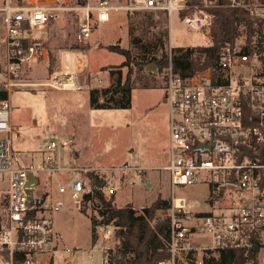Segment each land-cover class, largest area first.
Returning a JSON list of instances; mask_svg holds the SVG:
<instances>
[{
    "label": "built area",
    "instance_id": "2783aa9c",
    "mask_svg": "<svg viewBox=\"0 0 264 264\" xmlns=\"http://www.w3.org/2000/svg\"><path fill=\"white\" fill-rule=\"evenodd\" d=\"M47 1L5 0L1 7L5 64L0 89L6 97L0 99V264L51 261L55 230L47 214L41 215L45 206L40 196L28 204V176L37 178L36 187H44L38 175L63 174L56 182L59 195L82 200L90 192L85 174L94 170L65 165L63 151L72 141L57 136L46 139L36 162L14 161V140L22 137L11 124L10 92L22 85L20 72L40 56L32 31L46 27L49 17L63 10ZM219 8L244 10L264 25V0H88L76 9L83 16L75 40L89 41L93 22L95 27L114 12L130 11L161 12L167 21L175 12L187 31L209 32L212 10ZM258 34L247 42L243 31L239 42L223 45L216 74L206 70L181 77L169 57L163 97L169 111L168 163L163 167L170 179L169 258L157 264H203L202 256L223 249L264 247V29ZM48 82L54 88L78 87L76 74L67 71L51 74ZM70 172L79 174L68 177ZM200 184L212 191L210 197L221 199L218 208L204 214L188 210V199L175 192L176 187ZM103 189L106 195L114 193L109 183ZM55 205L63 206L62 199ZM111 233L110 225H101V264L110 262L104 244ZM247 261L254 263L253 258Z\"/></svg>",
    "mask_w": 264,
    "mask_h": 264
},
{
    "label": "rangeland",
    "instance_id": "374dc122",
    "mask_svg": "<svg viewBox=\"0 0 264 264\" xmlns=\"http://www.w3.org/2000/svg\"><path fill=\"white\" fill-rule=\"evenodd\" d=\"M4 1L0 0L1 6ZM81 1L88 0H48L47 4L59 5L63 10L58 11L57 16H53L52 22L46 27L34 29L31 33V40L40 45V56L36 54L31 63L20 72L18 81L22 85L13 87L10 92L11 124L15 129L19 128L18 132L22 137L14 140L21 145L16 146V143L13 149L19 148L20 153L16 154V159L18 157L20 164H26L33 158L37 159L36 151L32 156L26 151H34L46 139L54 136L70 138L72 142L66 149L67 152L64 154L63 151L64 164L68 160L71 164H83L84 167L94 169L90 172L96 175L98 183H109L114 188L115 205L130 203L140 213L142 208L150 205L157 197L170 202L169 173L163 169L168 163L169 148V111L167 104L163 102L167 66L159 69L156 75L140 71L132 62L120 67L125 57L108 50L107 46L118 45L132 54V39L145 40L151 33L148 20L150 17L155 20L159 13L114 12L104 24L94 27L93 22L92 38L79 44L75 40V33L83 14L76 9L81 6ZM161 19L167 29L168 57L178 54L173 49L210 44L209 32L187 31L175 12L170 21L164 20L163 16ZM70 45L75 48H70ZM48 51L55 56L54 70L51 73L47 69ZM159 54L160 52L156 54L157 57ZM4 64V28L0 12V88L4 81ZM118 69L122 72V79L130 75L135 86L131 91L130 107L90 109V89L110 86L116 77L111 71ZM65 71L76 74L78 89L54 88L48 84L51 74ZM145 83L147 86L143 88ZM33 115L35 120L31 121ZM78 153H82L81 161H77L75 157ZM77 174L79 173L70 172L67 176ZM38 177L44 187L39 186L33 190L34 201L39 196L43 199L46 209H41V215L45 217L47 214L46 219L52 222L56 232L57 246L54 249L56 252L59 249L67 257L56 255L50 262L101 264L102 239L95 236L96 239L93 240V233L101 234V225L93 226L91 222L92 216L98 217L93 208L97 200L84 203L83 199L74 200L64 195V205L58 207L55 202L61 197L56 190V182L64 175L41 174ZM85 184L89 186L86 177ZM102 191L104 197L108 198L105 189L102 188ZM175 192L177 196L188 199L187 208L193 213H208L221 204L220 198H210L212 191L202 184L176 187ZM209 198L215 202H210ZM82 206H85V212L80 210ZM111 228L110 239L104 244L108 251H114L118 243L115 228ZM249 252L244 255L249 257ZM254 263L264 264V247H260Z\"/></svg>",
    "mask_w": 264,
    "mask_h": 264
},
{
    "label": "trees",
    "instance_id": "16d2710c",
    "mask_svg": "<svg viewBox=\"0 0 264 264\" xmlns=\"http://www.w3.org/2000/svg\"><path fill=\"white\" fill-rule=\"evenodd\" d=\"M84 3L85 1L79 2L81 5ZM158 13L155 20L152 17L148 20L151 33L145 35V40L132 39V54L128 49L120 48L118 45L107 46L108 50L125 57V61L120 67L132 62L139 67L140 71H143V67L149 63H156L160 70L168 65L167 29L161 18L163 16L164 20L166 19L163 13ZM212 13L214 18L209 29V45L173 49L178 54L171 55L170 64L173 72L179 76L188 77L196 72L206 70L216 74L218 71L216 67L217 53L223 45L226 43L235 44L243 31L246 32V40L249 42L264 29L262 21L252 19L246 11L241 9L219 8L212 10ZM53 18L50 16L48 23L52 22ZM69 47L75 48L74 45ZM158 52L160 54L157 57ZM54 62L55 56L48 51V73L53 72ZM111 73L116 74L114 83L102 89H90L88 94L90 109H127L130 107L131 91L135 88L130 75H127L123 80L120 69L111 71ZM146 86L147 83L143 85V88ZM99 96L102 98L99 99ZM5 97L6 91L0 89V99ZM43 146L42 144L41 147ZM18 149H14L13 157L15 164L21 165L17 161L18 157L16 159V154L20 153ZM34 152L35 150L26 151L31 156ZM36 152L41 153L36 159L38 160L43 154V149ZM85 177L89 180L90 192L84 195L83 202L97 200V204H93V208L98 217H91L92 225H110L115 228V237L118 243L114 251L109 249V264H157V262L169 258L167 251L170 234L169 200L157 197L138 213L130 203L123 206L115 205L113 194L105 198L102 189L95 188L93 179L96 178V175L88 171ZM213 199L216 200L217 198ZM210 202H212L211 199ZM80 210L85 212V206H82ZM259 249L260 246L254 245L249 252V257L244 255L245 249L240 247L223 249L209 254L208 257L202 256L203 264H247V258L256 259ZM191 255L193 259L197 256L196 253Z\"/></svg>",
    "mask_w": 264,
    "mask_h": 264
},
{
    "label": "crops",
    "instance_id": "0c3cea01",
    "mask_svg": "<svg viewBox=\"0 0 264 264\" xmlns=\"http://www.w3.org/2000/svg\"><path fill=\"white\" fill-rule=\"evenodd\" d=\"M5 2V1H4ZM86 2V1H85ZM1 5H0V12H1ZM2 13V12H1ZM112 15V14H111ZM111 17V16H110ZM106 23V22H105ZM102 24H104V23H102ZM99 25H101V24H99ZM99 25H97V26H99ZM4 47H5V44H4ZM35 115H33V117H31V121H34L35 119V117H34ZM41 122V121H40ZM42 123V122H41ZM70 139V138H69ZM71 140V139H70ZM72 141V140H71ZM46 142H43L42 144L44 145ZM42 144H40V145H38V146H36V148L35 149H33V150H35V151H37V150H39V151H41V149H43V147H41V145ZM16 148H18V147H16ZM69 148V147H68ZM67 149V148H66ZM66 149L64 150V154L67 152L66 151ZM37 153V158H39V156L41 155V153H38V152H36ZM65 156H67V155H65ZM70 156V155H69ZM75 157H77V161H81L82 159H83V157H82V153H78V155L76 154L75 155ZM37 160L36 159H34L33 158V160H31V161H28V163H26V164H29V163H31V162H36ZM76 161V160H75ZM73 163V162H72ZM21 165H24V164H21ZM65 165H69V166H74V167H82V168H88V167H84L83 166V164L81 165V166H77V165H74V164H71L68 160L66 161V163H65ZM90 168V167H89ZM95 168V167H94ZM92 169V168H91ZM96 169V168H95ZM63 179V178H62ZM61 178H59L58 179V181L59 182H61V180H62ZM57 181V180H56ZM64 196V195H63ZM60 199H62V195H60ZM211 199L213 198V197H210ZM209 198V199H210ZM217 200V199H216ZM63 201V200H62ZM154 201V200H153ZM215 201H212V203H214ZM63 205H64V202H63ZM208 205H212V204H208ZM194 213H200V211L199 212H194ZM55 230V229H54ZM95 236H98V237H100V235L98 234H95L94 233V239L93 240H95L96 239V237ZM54 246H57V239H56V232H55V238H54ZM59 252V249L57 250V252H56V250L55 249H53V252H52V257H51V259L54 257V258H56L55 256L57 255V257L59 256V257H61V256H63V257H65V258H67L66 256H64L62 253H58ZM101 262V261H100Z\"/></svg>",
    "mask_w": 264,
    "mask_h": 264
},
{
    "label": "water",
    "instance_id": "95a60500",
    "mask_svg": "<svg viewBox=\"0 0 264 264\" xmlns=\"http://www.w3.org/2000/svg\"><path fill=\"white\" fill-rule=\"evenodd\" d=\"M38 48V46H37ZM143 72L144 73H150L153 75H156L159 72V67L156 63H149L143 67ZM94 185L96 189H102L104 187V182L98 183L97 179L94 178ZM37 178L33 175L28 176V184H27V198H28V204L31 203L32 198H33V190L37 186Z\"/></svg>",
    "mask_w": 264,
    "mask_h": 264
},
{
    "label": "flooded vegetation",
    "instance_id": "af4514ba",
    "mask_svg": "<svg viewBox=\"0 0 264 264\" xmlns=\"http://www.w3.org/2000/svg\"><path fill=\"white\" fill-rule=\"evenodd\" d=\"M163 102H164V99H163Z\"/></svg>",
    "mask_w": 264,
    "mask_h": 264
}]
</instances>
